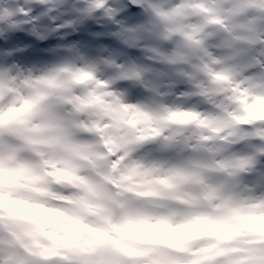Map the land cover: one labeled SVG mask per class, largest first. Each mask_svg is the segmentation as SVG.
<instances>
[{
    "label": "clouds",
    "instance_id": "obj_1",
    "mask_svg": "<svg viewBox=\"0 0 264 264\" xmlns=\"http://www.w3.org/2000/svg\"><path fill=\"white\" fill-rule=\"evenodd\" d=\"M15 7L0 264H264V0H104L66 29Z\"/></svg>",
    "mask_w": 264,
    "mask_h": 264
},
{
    "label": "snow or ice",
    "instance_id": "obj_2",
    "mask_svg": "<svg viewBox=\"0 0 264 264\" xmlns=\"http://www.w3.org/2000/svg\"><path fill=\"white\" fill-rule=\"evenodd\" d=\"M14 3L16 5L14 11L7 13L10 27H15L10 23L14 17H22L28 23L36 25L37 28L43 20L53 24L67 18L60 24L61 28L66 29L71 28L77 22L76 19H72L73 17L83 18L92 15L95 9H102L104 0H92V3L87 7L82 6V0H14ZM132 3L135 4L136 0H132ZM132 10L135 11V8H132ZM119 11V8H107L104 10V17L114 20ZM93 18L97 21L103 19V17L95 16ZM4 22V19H0V23ZM97 34L101 35L102 33ZM127 42L135 43L136 37L129 35Z\"/></svg>",
    "mask_w": 264,
    "mask_h": 264
}]
</instances>
